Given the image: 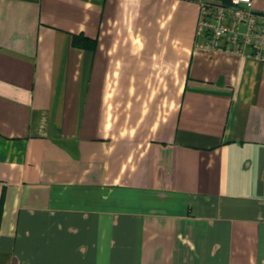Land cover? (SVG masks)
<instances>
[{
	"label": "crops",
	"instance_id": "crops-1",
	"mask_svg": "<svg viewBox=\"0 0 264 264\" xmlns=\"http://www.w3.org/2000/svg\"><path fill=\"white\" fill-rule=\"evenodd\" d=\"M202 1L0 0V264H264V61Z\"/></svg>",
	"mask_w": 264,
	"mask_h": 264
},
{
	"label": "built area",
	"instance_id": "built-area-1",
	"mask_svg": "<svg viewBox=\"0 0 264 264\" xmlns=\"http://www.w3.org/2000/svg\"><path fill=\"white\" fill-rule=\"evenodd\" d=\"M200 47L248 54L264 61V13L251 8V0L201 2L197 23Z\"/></svg>",
	"mask_w": 264,
	"mask_h": 264
}]
</instances>
